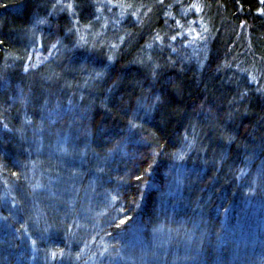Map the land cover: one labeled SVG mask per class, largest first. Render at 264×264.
I'll return each mask as SVG.
<instances>
[{"label": "trees", "instance_id": "obj_1", "mask_svg": "<svg viewBox=\"0 0 264 264\" xmlns=\"http://www.w3.org/2000/svg\"><path fill=\"white\" fill-rule=\"evenodd\" d=\"M103 1L0 0V264H264V0H197L208 44L187 0Z\"/></svg>", "mask_w": 264, "mask_h": 264}, {"label": "rangeland", "instance_id": "obj_2", "mask_svg": "<svg viewBox=\"0 0 264 264\" xmlns=\"http://www.w3.org/2000/svg\"><path fill=\"white\" fill-rule=\"evenodd\" d=\"M130 1H135L134 5V12L137 13L136 15L139 16V18L143 19H149L153 20V16L151 18V9L152 4H148V0H130ZM197 0H187L186 2H184L183 4L180 5L179 7V13L178 14H182L184 15V17H190V16H195L193 19L195 21H197V23H200V27H194L193 25L195 24H191V26H188L187 28L183 27L178 31V34H183V38L187 41V43H181V44H208L209 40L206 37V35L208 33L211 32V29L213 27H215L216 25H220L223 23L224 21V14L222 13L224 11L223 8H219V6H212L210 4L206 5L204 7L203 5V12H201L199 15L195 9V3ZM104 3L106 2L103 1ZM106 11H104V17L102 16V14L100 13V17H101V23L99 25V27L97 28V26L92 24H87V25H83L80 26V30H81V35H80V42L79 44H88L91 46H96L97 44H102L101 43V39H102V33H104L105 28L108 27V25L113 26V28L115 27L117 21L116 19H114L112 17L111 14H118V17L121 16V10L116 9V7H111L112 4L110 2L106 3ZM128 9V8H127ZM198 9V7H197ZM153 13V12H151ZM197 16V17H196ZM105 18H108L107 20H105ZM182 18V17H181ZM136 20V18H135ZM182 20H184V18H182ZM189 20V19H188ZM202 28V29H200ZM106 31V30H105ZM169 33V29L166 28L163 31V34H159L158 38L155 42V44H168L167 42V37H165V34ZM77 35H78V31H77ZM113 36V33H112ZM78 37V36H77ZM169 37V36H168ZM191 38H194V43H189V41L191 40ZM180 39V36H179ZM120 39H118L117 41H119ZM107 44H112L109 41V38L107 39ZM73 48V47H72ZM46 55V54H45ZM98 92V90H97ZM169 187H163V191L161 192L162 196L166 197V193L165 190H168ZM168 197V196H167ZM158 198V204L161 206V208L163 207V202L161 201V199L159 197ZM107 203L109 204L110 202L107 200ZM169 206V205H167ZM171 212V211H170ZM154 230H158L155 231L159 234L160 230L166 229L161 225V222L159 221H155L154 222ZM166 231H168V229H166ZM167 236V240L170 241L169 239H171V234L170 233H165L164 236ZM153 242L155 243H161L164 244L163 239L162 238H158V239H152ZM130 247V246H129Z\"/></svg>", "mask_w": 264, "mask_h": 264}, {"label": "bare ground", "instance_id": "obj_3", "mask_svg": "<svg viewBox=\"0 0 264 264\" xmlns=\"http://www.w3.org/2000/svg\"><path fill=\"white\" fill-rule=\"evenodd\" d=\"M78 46H79V44L76 45V47H78ZM60 52L61 53H65L66 52V54H67V52H69V51H67V46L61 48ZM73 52H74V50H73ZM67 61H68V63H66L67 67L65 68L67 70V72L65 74L69 75V74H72L73 71L75 70V67H72L71 61L72 62L74 61L76 63V58H74L73 60H67ZM68 65H70V67H68ZM243 138H241L242 140L240 139V137L238 138V141L240 142V144L238 143V147L236 148V150H234L232 148H228V147H226L225 150L223 148H219V150H218L219 153L218 154H221V152L224 151L222 156H221V158L224 156V153H229L228 156H229V159H230V164H235V165L239 164V163L242 164L246 160V158H248V156L251 154V152H253L254 149L256 147H259V144L262 143L257 138L253 139V140H250V142H243ZM255 140H257L258 143H256ZM89 176L91 178L94 177L92 174H89ZM230 181H231V179H229V182ZM100 186H102V183L100 184ZM203 186H205V185H203ZM21 189L23 190L24 194L31 196V193H30L28 187L24 186L23 182H22V185H21Z\"/></svg>", "mask_w": 264, "mask_h": 264}, {"label": "snow or ice", "instance_id": "obj_4", "mask_svg": "<svg viewBox=\"0 0 264 264\" xmlns=\"http://www.w3.org/2000/svg\"><path fill=\"white\" fill-rule=\"evenodd\" d=\"M123 222V221H122Z\"/></svg>", "mask_w": 264, "mask_h": 264}]
</instances>
